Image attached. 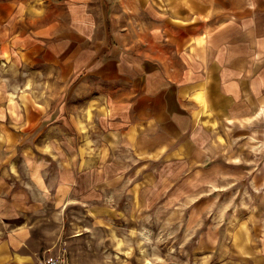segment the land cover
Instances as JSON below:
<instances>
[{"label":"crops","instance_id":"0c3cea01","mask_svg":"<svg viewBox=\"0 0 264 264\" xmlns=\"http://www.w3.org/2000/svg\"><path fill=\"white\" fill-rule=\"evenodd\" d=\"M0 53L50 87L76 81L103 138L259 202L249 232L264 234V0H1ZM13 230L0 264H33L32 226Z\"/></svg>","mask_w":264,"mask_h":264},{"label":"rangeland","instance_id":"374dc122","mask_svg":"<svg viewBox=\"0 0 264 264\" xmlns=\"http://www.w3.org/2000/svg\"><path fill=\"white\" fill-rule=\"evenodd\" d=\"M4 59L0 53V240L32 226V263L264 264V234L249 232L259 202L233 187L195 186L193 171L178 177L167 162H145L99 135L98 105L82 100L76 81L50 87L42 67L18 75Z\"/></svg>","mask_w":264,"mask_h":264},{"label":"built area","instance_id":"2783aa9c","mask_svg":"<svg viewBox=\"0 0 264 264\" xmlns=\"http://www.w3.org/2000/svg\"><path fill=\"white\" fill-rule=\"evenodd\" d=\"M33 264H67L63 259L60 258H47L42 259L37 262H34Z\"/></svg>","mask_w":264,"mask_h":264}]
</instances>
